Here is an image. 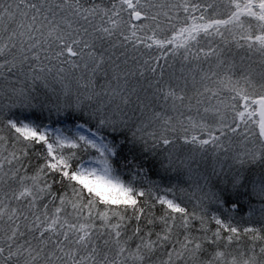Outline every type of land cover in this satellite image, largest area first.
<instances>
[{
  "label": "snow or ice",
  "instance_id": "obj_1",
  "mask_svg": "<svg viewBox=\"0 0 264 264\" xmlns=\"http://www.w3.org/2000/svg\"><path fill=\"white\" fill-rule=\"evenodd\" d=\"M0 264H264V0H0Z\"/></svg>",
  "mask_w": 264,
  "mask_h": 264
},
{
  "label": "trees",
  "instance_id": "obj_2",
  "mask_svg": "<svg viewBox=\"0 0 264 264\" xmlns=\"http://www.w3.org/2000/svg\"><path fill=\"white\" fill-rule=\"evenodd\" d=\"M241 226H243V225H241Z\"/></svg>",
  "mask_w": 264,
  "mask_h": 264
}]
</instances>
